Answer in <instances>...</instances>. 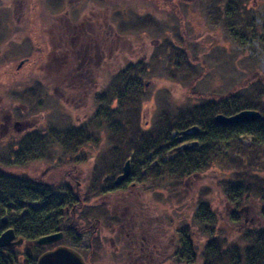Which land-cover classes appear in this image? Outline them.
I'll use <instances>...</instances> for the list:
<instances>
[{
    "label": "rangeland",
    "instance_id": "1",
    "mask_svg": "<svg viewBox=\"0 0 264 264\" xmlns=\"http://www.w3.org/2000/svg\"><path fill=\"white\" fill-rule=\"evenodd\" d=\"M235 6L228 0H0V155L8 153L27 129L75 124L89 135L81 157L64 156L55 144L52 161L16 169L93 196L73 211L80 224L77 231L84 227L83 232L45 247H75L91 264H174L186 232L199 261L208 236L195 217L203 209L194 203L198 197L214 212V228L226 240L243 237L246 227H264L260 200L253 197L236 205L227 198L231 182L245 174L253 179L264 176V145L249 136L223 143L212 164L182 179L185 192L175 191L173 177L160 166L158 181L146 176L145 185L101 195L96 191L116 177L104 169L111 139L98 126V94L128 63L145 68L139 77L142 128L151 127L165 111L177 112L210 95L255 96L258 83L253 79H264V0H240L238 11L230 14ZM221 12L233 15L237 26L227 29ZM246 17L247 29L236 33ZM171 46L184 52L179 65ZM78 58L85 70L74 75L70 68L63 75L66 83H57L53 74L59 64L70 61L67 67H72ZM10 114V128L5 130L2 117ZM243 207L239 220H232L231 212ZM139 209L154 254L133 261V248L126 245L121 226ZM68 214L64 220L73 218ZM96 214L101 221H91ZM16 252L14 264H27L39 255L35 244L26 242Z\"/></svg>",
    "mask_w": 264,
    "mask_h": 264
},
{
    "label": "trees",
    "instance_id": "2",
    "mask_svg": "<svg viewBox=\"0 0 264 264\" xmlns=\"http://www.w3.org/2000/svg\"><path fill=\"white\" fill-rule=\"evenodd\" d=\"M239 1L228 0L229 5L232 3L233 6L236 5L235 8H231L230 14L238 11ZM230 14L220 13L227 29L237 26V23L233 22L235 17ZM246 19V23H240L238 28H235L236 33L238 31L244 33L247 29L248 17ZM251 30L255 32L254 28ZM87 34H89L88 31ZM171 48L179 65L180 57L184 52L175 46ZM65 58L66 55L61 60ZM82 63L83 61L80 60L72 67H67V65L70 66V61L59 64L57 71H55L57 67L54 69V79L57 83H62L60 81H63V75L68 73L70 68L75 69L74 75H80L85 70L81 69ZM144 73V67L128 63L118 71L116 81L111 79L112 81L98 94L99 107L95 109L100 116V120H97L98 126L104 127L111 139L107 154L110 160L104 168L106 171L117 175L123 162L129 159L137 175L134 179L140 181L139 168L142 162H146V176L158 181L157 173L160 169L157 168L160 166L162 172L164 170V173L173 177L174 189L177 193H181L187 190L181 186L182 179L212 164L223 143L238 140L240 136H249L254 143L264 145L263 78L253 79L258 83L254 97L246 94L237 96L234 93L223 96L210 95L197 104L181 108L177 112L161 113L159 119L146 129L139 125V109L142 105L143 93L139 77ZM63 83H66L65 80ZM57 87L66 88L62 85ZM242 109H259L262 118L255 122L234 126H220L214 122V116L217 113L231 115ZM192 125L199 127V132L195 136L197 146L181 150L179 148L181 143L179 144L177 136L171 134L173 131H181ZM20 136L13 145L11 144L8 153L0 155V233L6 227H10L16 236L29 244L41 235L57 231L63 232V238L83 232L84 227L77 231L80 224L76 222L73 211L87 205V200L93 198L91 194H87L86 191L65 189L59 182L46 183V177L33 179L22 171L17 172L16 169L37 161H52L55 144H59L64 156L68 154L71 158L81 157L80 150L86 144L89 135L84 128L76 127L75 124L69 126L62 124L47 130L27 129ZM228 149H232L231 146H228ZM169 152L174 154L168 159L166 155ZM256 177L253 179L245 174L244 178L231 182L227 198L229 203L236 205L247 203L253 197L260 200L263 205L260 219L264 220V176ZM106 188L105 185L97 188L96 191L99 193L97 195L105 193ZM194 203L197 209L203 208L197 215L195 214V217L201 230L206 231L208 238L202 249L201 259L198 261L194 247L191 246L193 242L184 232L180 237V246L175 252L174 264H264V227L259 225L246 227L243 237L226 240L214 228V212L208 208L207 202L198 197ZM68 212L69 217L73 218L64 220L65 213ZM88 214L91 215V213ZM97 214L91 221L102 220L97 217ZM3 215H6V224L1 223ZM230 216L234 221L239 220V212L232 211ZM83 217L85 221H89L85 214ZM74 240L76 239L73 237ZM35 246L38 254L52 248ZM1 252L12 255L14 251L0 248ZM14 253L16 254V251ZM36 257L29 258L27 264H34ZM9 259L10 257L7 259L5 255L4 263H8Z\"/></svg>",
    "mask_w": 264,
    "mask_h": 264
},
{
    "label": "water",
    "instance_id": "3",
    "mask_svg": "<svg viewBox=\"0 0 264 264\" xmlns=\"http://www.w3.org/2000/svg\"><path fill=\"white\" fill-rule=\"evenodd\" d=\"M22 62L23 60L20 62L19 66L21 65ZM260 118H262V114L258 110L242 109L231 115H223L221 113H217L214 116V122L220 126H234L243 123L255 122ZM198 132H199V127L197 125H192L181 131H173L171 135L193 137ZM178 138L179 137H177V139ZM196 146H197V140L193 139L190 142L181 143L179 145V148L181 150H185V149L194 148ZM129 175H130V161L129 159H127L124 161L122 165L121 173L114 178V184L115 185L120 184L122 181L127 179ZM245 208L246 207H243L241 210ZM241 210H239V212H241ZM1 223L6 224V215H3L1 217ZM14 237L15 236L13 229L5 228L0 233V247L19 245L21 239L14 240ZM62 237H63L62 232L60 231L53 232L38 237L35 243L39 246H47L61 240ZM35 264H91V263L85 262L82 255L72 247L66 245H57L54 248L46 250L42 254H40L37 257Z\"/></svg>",
    "mask_w": 264,
    "mask_h": 264
},
{
    "label": "flooded vegetation",
    "instance_id": "4",
    "mask_svg": "<svg viewBox=\"0 0 264 264\" xmlns=\"http://www.w3.org/2000/svg\"><path fill=\"white\" fill-rule=\"evenodd\" d=\"M69 23H67V24H69ZM2 120L5 122V125H2L1 127H3V129H5V130H8L10 128V123L12 121V115L10 114V115L3 116ZM17 124H19V123H17ZM17 124H15L13 127H15ZM21 126L24 127V125H22V124H21ZM195 136L190 137V136H179V135H177V137H179L178 138L179 144L180 143H184V142H189V141H191L193 139H196ZM139 169L141 171V173H140V177H141L140 181L134 179L135 176H137V175H136V172H135V168L133 167V165L130 162V175H129V177L127 179H125L124 181H122L118 185L114 184V179L112 180V182H108L105 185L107 188L105 189V193L104 194H107V193L109 194V193L113 192V190H116V188L125 189V188L129 187L131 189V188L135 187L136 185H138V183L141 184V185H145L146 184V182H145L146 181L145 180V178H146V169H147L146 168V162H142ZM119 173H121V170H120ZM134 173H135V175H134ZM64 188L67 189L68 188L67 185H64ZM75 190H77V189H75ZM126 209H127V207H126ZM64 212H65V210H64ZM141 215H143L141 210L139 212H137L135 210L133 218L132 219L131 218H127L125 220L124 224L121 226V228L125 230V236H126V239H127L126 245L128 247H132L133 248V249H130V251L132 250V254H130V258L131 259L134 258L133 261H137L138 258H140L141 260H144V259L148 258V256H150L148 254H151V255L154 254L153 252H150L151 248L148 247V244L146 242V238L148 239V234L149 233H148L147 226H146V223H145L146 219H144L145 217L141 218ZM138 217H139V219H137ZM6 228H10V227H6ZM62 234H63V232H62ZM14 236H15L14 240L21 239V242H20L19 245H13V246H8V247H0V248H7V249H10V250H12L14 252L16 250H18V247L22 243H24L25 241L22 238H20L19 236H16L15 233H14ZM41 236H43V235H41ZM36 239L33 242H30L29 244L33 243V244L37 245L35 243ZM43 247H45V246H43ZM44 251H42L40 254H42ZM14 252L12 253V255H8V253L1 252L0 253V264L4 263V256L5 255H6L7 259H8V257H10V259L7 260L8 263L6 262L4 264H14V260L15 259H11V258H17V254H15ZM37 257L35 258V262H36ZM83 257H84V259L86 261L85 256H83ZM35 262H34V264H35Z\"/></svg>",
    "mask_w": 264,
    "mask_h": 264
},
{
    "label": "bare ground",
    "instance_id": "5",
    "mask_svg": "<svg viewBox=\"0 0 264 264\" xmlns=\"http://www.w3.org/2000/svg\"><path fill=\"white\" fill-rule=\"evenodd\" d=\"M242 211V210H241ZM239 212V211H238ZM241 212H239V214H240ZM75 241H77L78 242V239H76Z\"/></svg>",
    "mask_w": 264,
    "mask_h": 264
}]
</instances>
